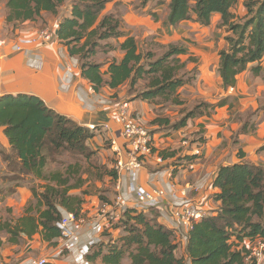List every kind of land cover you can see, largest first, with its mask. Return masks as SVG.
Returning a JSON list of instances; mask_svg holds the SVG:
<instances>
[{"label": "crops", "instance_id": "obj_1", "mask_svg": "<svg viewBox=\"0 0 264 264\" xmlns=\"http://www.w3.org/2000/svg\"><path fill=\"white\" fill-rule=\"evenodd\" d=\"M8 1L0 0V97L19 93L35 95L57 113L95 131L88 145L98 154L99 163H94L93 159L87 163L89 168L82 175L85 183L70 193L82 197L80 216L101 223L98 243L108 244L126 234L124 227L118 224L113 223L111 227L104 224V212L117 213L114 206L117 184H121L123 192L128 194L138 187L149 189L172 184L174 192L145 211L154 210L158 213V221L174 230L178 244L176 254L187 257V241L181 230L174 229L175 223L168 214L173 199L187 191L186 197L190 202L204 208L208 215L217 214L222 203L214 198L218 189L213 181L220 168L242 162L264 165V57L260 62L250 63L246 70L238 74L234 86L226 87L219 70L220 53L230 48L227 37L231 32L228 26L222 24L220 13L213 14L208 25L196 21V16L172 25L168 21L171 0L160 5L157 1H150L143 7L140 6L141 0L139 3H135L136 0H109L103 14L119 10L125 36L107 41L115 48L100 51L94 57L95 61L104 63V70H107L109 62L120 61L124 57L119 44L127 37H134L140 52L152 51L156 53V58L171 45L185 48L186 52L176 56L184 64L179 75L192 79L178 91L182 104H157L137 97L146 88L147 81L143 83L144 80L135 85L134 91H131L130 81L118 88L105 85L99 91H92L94 86L83 77L79 60L69 54L58 38L60 22L64 16L70 15L73 0L63 4L57 13L43 12L37 20L10 23L7 20ZM245 1L238 0L232 7L236 22L246 18ZM151 12L157 16L154 17ZM44 28L52 30L50 43L39 46L23 41L31 39ZM21 42L30 49L29 53L14 49V45ZM32 57H40L39 68L30 66ZM257 65L261 70L259 74H254L253 68ZM69 67L72 68L70 75ZM122 102H128L132 116L150 128L155 142L154 153L145 161L143 168L129 174L115 169L116 153L111 146L113 139L123 142V126L112 115ZM220 102L223 104L220 105ZM200 103L212 104L215 108L189 119L186 126L172 127L185 115V107L192 106L189 109L192 110ZM158 117L166 122L153 123ZM248 122V130L243 132V126ZM12 151L4 127L0 126V186L5 194L14 188L12 194H6L0 201V219L4 218L2 213L8 212L16 221L36 201L32 188L43 192L46 180L31 173H18L14 168L17 164L13 163L18 161L11 158ZM160 156L163 158L161 163L157 160ZM54 163L57 162L50 163L48 170L55 168ZM172 169L175 171L171 178ZM199 183L202 186L196 188ZM135 203L130 200L126 204L132 209ZM60 210L67 212L62 207ZM8 237L7 232L0 231V264H30L39 257H49V264H86L88 261L85 256L61 254V240L52 245V242L43 239L41 233L32 237L23 235L17 243L10 242ZM237 243L238 240H235ZM239 245L248 247L251 243L245 239ZM128 263L129 260H126ZM257 264H264V259Z\"/></svg>", "mask_w": 264, "mask_h": 264}, {"label": "trees", "instance_id": "obj_2", "mask_svg": "<svg viewBox=\"0 0 264 264\" xmlns=\"http://www.w3.org/2000/svg\"><path fill=\"white\" fill-rule=\"evenodd\" d=\"M67 1L9 0L7 20L9 23L34 21L43 12L57 13ZM150 1H157L158 5L166 3V0H141L140 6ZM237 1L171 0L169 4L168 21L172 25L195 16L196 21L208 25L213 14L222 15V24L231 32L227 37L230 48L220 53L219 70L226 87L234 86L238 74L264 57V0H246L248 13L240 22L234 21L236 16L232 12ZM108 2L73 0L70 15L60 22L58 38L69 54L79 60L83 77L96 91L105 85L118 88L127 81L134 91L135 85L144 80L146 88L137 97L157 104H182L178 91L192 79L179 75L184 64L176 56L186 52L185 48L171 45L162 56L155 58L151 51L140 52L135 38L127 37L119 44L125 53L120 61L109 62L104 70V63L94 60L98 52L115 48L107 41L125 36L120 11L103 14ZM151 14L157 16L155 12ZM260 70L259 65L253 68L254 74H259ZM214 108L215 105L200 103L192 110H185V115L172 127L186 126L189 119ZM164 122L165 119L159 117L153 121L155 124ZM248 125L244 124L243 132L248 130ZM0 126L4 127L12 146L11 158L18 161H13L17 164L16 171L46 180L43 192L32 188L36 201L26 208V214L16 221H0V231L9 234L10 242H19L23 235L32 237L41 233L44 240L55 243L61 235L59 221L63 213L60 208L80 216L82 197L70 191L85 183L82 175L89 167L82 160L90 163L96 154L88 145L95 131L57 113L41 98L24 93L0 97ZM65 152L76 157L67 164L61 163L62 169L48 170L50 163L57 162L56 155ZM213 185L218 189L214 198L221 201L222 206L217 214L204 217L189 231L187 257L176 254L175 232L158 221L157 212L127 209L114 223L124 227L126 234L108 244L95 245L86 256L89 264H126V260L128 264H257V260L248 259V255L253 242H264V165L242 162L222 166ZM3 191L0 186V201L6 194H12L14 188L6 194ZM245 239L251 245L239 247Z\"/></svg>", "mask_w": 264, "mask_h": 264}, {"label": "built area", "instance_id": "obj_3", "mask_svg": "<svg viewBox=\"0 0 264 264\" xmlns=\"http://www.w3.org/2000/svg\"><path fill=\"white\" fill-rule=\"evenodd\" d=\"M52 31L49 29H41L28 40H23L26 43L33 45H44L52 40ZM21 42L15 44L16 51L30 52V49ZM30 66L39 68L41 66L40 57H32ZM68 74H72V68H68ZM95 88L92 87V91ZM96 90V89H95ZM128 102L119 104L118 109L112 115L117 117L123 126V142L112 140L111 146L116 153L115 169L119 173H133L136 170L143 168L145 161L154 153V135L149 127L143 124L139 119L134 118L130 113ZM187 144L188 141L186 140ZM199 153V151H196ZM158 162H163V158L158 157ZM172 169L170 177H173ZM202 185L199 183L195 187L199 188ZM118 194L114 201V206L117 208V213L110 218H105L104 224L111 227L113 223H117L121 219V215L128 208L127 202L135 201L132 209L147 210L151 206L160 204L169 194L174 192V185L169 184L165 187H151L144 189L141 187L134 188L133 192L128 194L123 192L121 184H117ZM187 191H183L182 196L173 199L169 204L168 214L172 222L175 223L174 229L182 231L184 239L187 241L189 231L194 227L195 223L208 216L206 210L199 207L187 199ZM100 222H86L82 216L76 215L74 212H63L62 218L59 221L61 235L58 238L62 241L61 254L69 253L79 255L83 258L92 251L93 247L98 244L99 239L97 234L101 229ZM57 239V241H58ZM258 247H264V243L259 242L251 247L248 259H256L258 261L264 259V251ZM84 261V260H83ZM87 261V260H86ZM85 263V261H84ZM30 264H49L47 257L37 258L32 260ZM86 264H89L88 261Z\"/></svg>", "mask_w": 264, "mask_h": 264}, {"label": "rangeland", "instance_id": "obj_4", "mask_svg": "<svg viewBox=\"0 0 264 264\" xmlns=\"http://www.w3.org/2000/svg\"><path fill=\"white\" fill-rule=\"evenodd\" d=\"M140 2V0H136V2L135 3H139ZM45 29V28H44ZM46 29H49L50 31H52L50 28H46ZM39 31V30H38ZM52 41V40H51ZM50 41V42H51ZM49 42V43H50ZM48 44V43H47ZM45 45V44H44ZM145 53L146 52H148V51H144ZM152 52V51H151ZM161 53H162V55H163V53H164V51H161ZM155 55H156V53H155ZM161 55V56H162ZM157 57V56H156ZM155 57V58H156ZM143 83L145 82V81H142ZM140 85H143V84H140ZM166 106H168V104H166ZM192 108V106H187V107H185V109L187 110H189V109H191ZM247 115H249V113L247 114ZM247 115H245V118L247 117ZM247 119H249V117H247ZM251 120V119H250ZM248 121V120H247ZM251 122V121H250ZM249 123V122H248ZM97 156V157H96ZM76 157V156H73V155H70L69 153H67V152H65L64 154H62V155H56V160H57V163H54V164H56L55 165V168L56 169H62V167H64V166H62L61 164H58V163H65V164H67L68 162H70V161H73L74 160V158ZM93 160V162L94 163H99V160H100V158H99V156H98V154H96L95 155V157H93L92 158ZM82 161H84L85 162V166L87 167L88 166V164H87V161H85V159H83ZM104 214H105V216L107 217V215L108 216H112V214H114L113 212H111V213H108V212H104ZM2 216L1 217H4V218H1L0 220H8V219H11V217H13L11 214H8V212H4V213H2L1 214ZM105 217V218H106ZM110 217H108V218H110ZM14 218H16V217H14ZM84 218V217H83ZM85 219V221L86 222H91V221H89V220H87L86 218H84ZM14 220V219H13ZM113 225V224H112ZM259 242H262V241H260V240H258L257 242H256V244L258 245L259 244ZM262 243H264V242H262ZM58 244H59V242H58ZM62 241H61V246H62ZM254 244H255V242H253V244L251 245V246H254ZM52 245H57V242H55V243H53L52 242ZM257 248H260V250H263L264 251V247H258L257 246ZM181 255V254H180ZM250 255V254H249ZM248 255V256H249ZM39 258H41V257H39ZM47 259L49 260V263H50V258L49 257H47Z\"/></svg>", "mask_w": 264, "mask_h": 264}]
</instances>
